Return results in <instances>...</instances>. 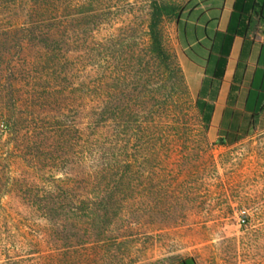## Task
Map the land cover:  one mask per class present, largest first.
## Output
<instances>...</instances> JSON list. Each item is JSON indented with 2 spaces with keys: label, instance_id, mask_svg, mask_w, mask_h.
Listing matches in <instances>:
<instances>
[{
  "label": "trees",
  "instance_id": "16d2710c",
  "mask_svg": "<svg viewBox=\"0 0 264 264\" xmlns=\"http://www.w3.org/2000/svg\"><path fill=\"white\" fill-rule=\"evenodd\" d=\"M44 4L0 0V220L20 213L9 205L20 201L52 218L97 215L108 230L110 213L150 187L155 166L167 172L170 165L191 163L173 145L174 138L195 133L191 106L183 111L169 95L156 99L166 83L161 69L173 60L163 23L179 16L181 5L151 0L145 59L97 57L83 77L80 62L57 55L55 7L47 17ZM5 18L12 24L2 25ZM121 45L113 41L109 50ZM147 68L157 69L159 89L149 88L155 75ZM194 108L207 137L198 101ZM2 248L9 244L0 238ZM172 264L199 263L188 256Z\"/></svg>",
  "mask_w": 264,
  "mask_h": 264
},
{
  "label": "rangeland",
  "instance_id": "374dc122",
  "mask_svg": "<svg viewBox=\"0 0 264 264\" xmlns=\"http://www.w3.org/2000/svg\"><path fill=\"white\" fill-rule=\"evenodd\" d=\"M43 1L47 17L55 7L57 55L80 62L83 77L97 57L146 58L151 0ZM163 35L173 60L161 69V90L157 69L147 68L155 75L149 88L159 89L157 101L169 95L183 111L191 106L197 131L189 140L173 139L191 163L167 172L155 166L150 187L110 213L108 230L97 215L52 218L35 213L37 206L11 202L20 213L0 220V238L9 244L0 250V264H172L188 256L199 264H264V127L226 144L203 135L170 18ZM113 41L122 44L115 53ZM163 201L168 207L159 206Z\"/></svg>",
  "mask_w": 264,
  "mask_h": 264
},
{
  "label": "crops",
  "instance_id": "0c3cea01",
  "mask_svg": "<svg viewBox=\"0 0 264 264\" xmlns=\"http://www.w3.org/2000/svg\"><path fill=\"white\" fill-rule=\"evenodd\" d=\"M187 82L212 140L264 127V0H173Z\"/></svg>",
  "mask_w": 264,
  "mask_h": 264
}]
</instances>
